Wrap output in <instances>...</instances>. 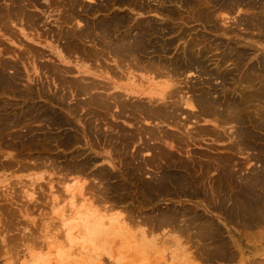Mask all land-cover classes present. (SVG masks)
<instances>
[{"label": "rangeland", "instance_id": "1", "mask_svg": "<svg viewBox=\"0 0 264 264\" xmlns=\"http://www.w3.org/2000/svg\"><path fill=\"white\" fill-rule=\"evenodd\" d=\"M263 92V0H0V264H264Z\"/></svg>", "mask_w": 264, "mask_h": 264}, {"label": "bare ground", "instance_id": "2", "mask_svg": "<svg viewBox=\"0 0 264 264\" xmlns=\"http://www.w3.org/2000/svg\"><path fill=\"white\" fill-rule=\"evenodd\" d=\"M175 1H176V0H175ZM263 1H264V0H263ZM32 2H33V1H32ZM141 2H142V0H141ZM147 2H148V1H147ZM179 2H180V0H179ZM209 2H210V1H209ZM112 3H113V2H112ZM114 3H115V2H114ZM175 3H177V2H175ZM196 3H197V2H196ZM236 4H237V3H236ZM184 5H185V4H184ZM204 6H205V5H204ZM215 6H216V5H215ZM161 7H162V6H161ZM213 7H214V6H213ZM18 8H19V7H18ZM223 8H224V7H223ZM195 10H196V9H195ZM217 10H218V9H217ZM14 11H15V10H14ZM107 11H108V10H107ZM193 11H194V10H193ZM206 11L208 12L209 9L206 10ZM214 11H215V10H214ZM150 13H151V12H150ZM178 13H179V12H178ZM211 13H212V12H211ZM9 14H10V13H9ZM213 14H214V13H213ZM161 15H162V14H161ZM214 15H215V14H214ZM215 16H216V15H215ZM215 16H214V17H215ZM167 17H168V16H167ZM192 17H193V16H192ZM169 18H170V17H169ZM137 22H138V21H137ZM111 23H112V22H111ZM217 23H218V22H217ZM136 24H137V23H136ZM102 25H103V24H102ZM131 25H132V24H131ZM4 26H5V25H4ZM89 26H90V25H89ZM94 26H95V25H94ZM131 27H132V26H131ZM209 27H210V26H209ZM117 28H118V27H117ZM204 28H205V27H204ZM96 29H97V28H96ZM210 29H211V28H210ZM87 30H88V29H87ZM160 30H161V29H160ZM203 30H204V29H203ZM94 31H97V30H94ZM121 31H123V30H121ZM129 31H130V30H129ZM162 31H163V30H162ZM172 31H173V30H172ZM91 32H92V31H91ZM124 32H125V31H124ZM142 32H143V31H142ZM86 33H87V32H86ZM92 33H93V32H92ZM119 33H120V32H119ZM159 33H161V32H159ZM123 34H124V33H123ZM128 34H129V33H128ZM101 35H102V34H101ZM106 35H107V34H106ZM111 35H112V34H111ZM83 36H86V35H83ZM103 37H104V34H103ZM105 37H106V36H105ZM108 37H109V36H108ZM131 37H132V36H131ZM109 38H110V37H109ZM98 39H99V38H98ZM102 39H103V38H102ZM104 39H106V38H104ZM133 39H134V38H133ZM146 39H147V38H146ZM197 39H198V38H197ZM108 40H109V39H108ZM69 41H70V40H69ZM102 41H103V40H102ZM105 41H106V40H104V42H105ZM136 41H137V40H136ZM147 41H148V40H147ZM193 41H194V40H193ZM193 41H192V42H193ZM107 42H108V41H107ZM109 42H110L109 44H111V41H109ZM154 42H155V40H154ZM160 42H161V41H160ZM160 42H159V43H160ZM115 43H116V42H115ZM124 43H125V42H124ZM112 44H113V43H112ZM156 44H157V43H156ZM185 44H186V43H185ZM113 45H114V44H113ZM116 45H118V43H117ZM78 46H79V45H78ZM99 46H100V45H99ZM121 46H122V44H121ZM161 46H162V45H161ZM161 46H160V47H161ZM108 47H110V46H107V48H108ZM154 47H155V46H154ZM100 48H101V47H100ZM158 48H159V47H158ZM166 48H167V47H166ZM170 48H171V47H170ZM183 48H184V47H183ZM104 49H106V48H104ZM125 49H126V48H125ZM125 49H123V50H125ZM131 49H132V48H131ZM102 50H103V49H102ZM148 50H149V49H148ZM192 50H193V49H192ZM200 50H201V49H200ZM99 51H100V50H99ZM108 51L110 52V50H108ZM121 51H122V50H121ZM121 51H120V52H121ZM187 51H188V50H187ZM235 51H236V50H235ZM100 52H102V51H100ZM115 52H117V51H115ZM130 52H131V50H130ZM130 52H129V53H130ZM197 52H198V50H197ZM107 53H108V52H107ZM117 53H119V52H117ZM124 53H125V52H124ZM132 53H133V52H132ZM147 53H148V52H147ZM120 54H121V53H120ZM120 54H119V55H120ZM122 54H123V53H122ZM130 54H131V53H130ZM145 54H146V53H145ZM162 54H163V53H162ZM167 54H168V53H167ZM178 54H180V53H178ZM181 54H182V53H181ZM100 55H102V54H100ZM100 55H99V57H100ZM115 55H116V54L114 53V56H115ZM125 55H126V54H125ZM127 55H128V54H127ZM127 55H126V56H127ZM134 55H136V54H134ZM163 55H164V54H163ZM163 55H162V56H163ZM182 55H183V54H182ZM182 55H181V56H182ZM97 56H98V55H97ZM109 56H110V55H109ZM132 56H133V55H132ZM149 56H150V55H149ZM196 56H197V54H196ZM102 57H103V56H102ZM107 57H108V56H107ZM111 57H112V56H111ZM147 57H148V56H147ZM177 57H179V56H177ZM105 58H106V57H105ZM131 58H132V57H131ZM138 58H139V57H138ZM148 58H149V57H148ZM151 58H153V57H151ZM158 58H159V57H158ZM166 58H167V57H166ZM204 58H205V57H204ZM102 59H103V58H102ZM136 59H137V58H136ZM139 59H140V58H139ZM146 59H147V58H146ZM164 59H165V58H164ZM164 59H163V60H164ZM173 59H174V58H173ZM184 59H185V58H184ZM99 60H100V59H99ZM152 60H153V59H152ZM182 60H183V59H182ZM104 61H105V60H104ZM140 61H141V60H140ZM157 61H158V60H157ZM157 61H156V62H157ZM159 61H160V60H159ZM262 61H263V60H262ZM224 62H225V61H224ZM130 63H131V62H130ZM134 63H136V62H134ZM147 63H148V61H147ZM147 63H146V64H147ZM100 64H101V63H100ZM119 64H121V63H119ZM138 64H140V63H138ZM141 64H143V63H141ZM144 64H145V62H144ZM181 64H182V63H181ZM181 64H180V65H181ZM104 65H106V63H105ZM121 65H122V64H121ZM121 65H120V66H121ZM135 65L137 66V64H135ZM177 65H178V64H177ZM200 65H201V64H200ZM122 66H123V65H122ZM122 66H121V67H122ZM126 66H127V65H126ZM131 66H132V65H131ZM138 66H139V65H138ZM141 66H142V65H141ZM182 66H183V65H182ZM198 66H199V65H198ZM202 66H203V65H202ZM104 67H106V66H104ZM173 67H174V66H173ZM173 67H172V68H173ZM179 67H180V66H179ZM106 68H107V67H106ZM163 68H164V67H163ZM169 68H170V67H169ZM181 68H182V67H181ZM192 68H193V67H192ZM167 69H168V68H167ZM167 69H166V70H167ZM179 69H180V68H179ZM200 69H201V68H200ZM104 70H105V69H104ZM107 70H108V69H107ZM110 70H111V69H110ZM147 70H149V69L147 68ZM166 70H165V72H166ZM184 70H185V69H184ZM251 70H252V69H251ZM108 71H109V70H108ZM114 71H115V70H114ZM134 71H137V70H134ZM138 71H139V70H138ZM160 71H161V70H160ZM172 71H173V70H172ZM176 71H177V70H176ZM188 71H189V70H188ZM190 71H191V70H190ZM190 71H189V73H190ZM129 72H130V71H129ZM156 72H157V71H156ZM156 72H155V73H156ZM168 72H170V71H168ZM168 72H166V73H168ZM179 72L181 73V70H180ZM208 72H209V71H208ZM109 73H110V72H109ZM119 73H120V72H119ZM121 73H122V72H121ZM123 73H124V72H123ZM131 73H132V72H131ZM145 73H146V72H145ZM147 73H148V72H147ZM187 73H188V72H187ZM113 74H116V72L113 73ZM159 74H160V73H159ZM159 74H158V72H157V75H159ZM181 74H182V73H181ZM107 75H108V74H107ZM118 75H119V74H118ZM118 75H116V76H118ZM149 75H150V73H149ZM160 75H161V74H160ZM170 75H171V72H170L169 74H167L166 76H167V77H170ZM175 75H176V74H175ZM212 75H213V74H212ZM120 76L122 77V74H120ZM153 76H154V75H153ZM155 76H156V75H155ZM209 76L211 77V75H209ZM220 76H221V75H220ZM223 76H224V75H223ZM118 77H119V76H118ZM132 77H133V76H132ZM156 77H157V76H156ZM159 77H161V76H159ZM162 77H163V76H162ZM164 77H165V76H164ZM173 77H175V76H173ZM173 77H172V78H173ZM180 77H181V76H180ZM252 77H253V76H252ZM176 78H178V77H176ZM176 78H175V79H176ZM214 78H215V77H214ZM131 79H132V78H131ZM175 79H174V80H175ZM221 81H222V80H221ZM72 82H73V81H72ZM179 82H180V81H179ZM62 83H64V82H62ZM68 83H69V82H68ZM78 84H79V83H78ZM140 84H141V83H140ZM165 84H166V83H165ZM250 84H251V83H250ZM64 85H65V84H64ZM93 85H94V84H93ZM97 85H99V84H97ZM100 85H101V84H100ZM166 85H168V84H166ZM66 86H67V85H66ZM75 86H76V85H75ZM91 86H92V85H91ZM104 86H105V85H104ZM126 86H127V85H126ZM168 86H169V85H168ZM181 86H182V85H181ZM183 86H184V85H183ZM92 87H93V86H92ZM92 87H91V88H92ZM95 87H97V86H94V88H95ZM101 87H102V86H101ZM131 87H132V86H131ZM163 87H164V86H163ZM166 87H167V86H166ZM75 88H76V87H75ZM86 88H87V87H85V89H86ZM180 88H181V87H180ZM184 88H185V87H184ZM190 88H192V87H190ZM193 88H194V87H193ZM71 89H72V88H71ZM79 89H80V88H79ZM81 89H82V88H81ZM88 89H89V88H88ZM100 89H101V88H100ZM106 89H108V87H107ZM75 90H76V89H75ZM104 90H105V88H104ZM136 90H137V89H135V91H136ZM165 90H166V89H165ZM179 90H180V89H179ZM185 90H186V88H185ZM73 91H74V90H73ZM82 91H83V90H82ZM82 91H81V92H82ZM84 91H85V90H84ZM160 91H161V89H160ZM162 91H163V89H162ZM177 91H178V90H177ZM183 91H184V89H183ZM181 92H182V91H181ZM76 93H77V92H76ZM99 93H101V92H99ZM152 93H153V92H152ZM161 93H162V92H161ZM182 93H183V92H182ZM263 93H264V92H263ZM84 94H85V93H83V95H84ZM87 94H89V91L87 92ZM90 94H91V92H90ZM97 94H98V93H97ZM121 94H124V93H121ZM128 94H129V93H128ZM143 94H144V92H143ZM195 94H196V93H195ZM200 94H201V93H200ZM63 95H64V94H63ZM68 95H69V94H68ZM103 95H104V94H103ZM115 95H116V94H115ZM170 95L173 96L174 93H173V94L170 93ZM201 95H202V94H201ZM208 95H209V94H208ZM88 96H89V95H88ZM105 96H106V95H105ZM108 96H109V95H108ZM110 96H111V95H110ZM125 96H126V95H125ZM172 96H171V97H172ZM103 97H104V96H103ZM117 97H119V95H118ZM126 97H127V96H126ZM175 97H176V95H175ZM185 97H186V96H185ZM199 97H200V96H199ZM202 97H203V96H202ZM101 98H102V97H101ZM120 98H122V95H121V97H119V99H120ZM133 98H134V97H133ZM148 98H149V97H148ZM169 98H170V97H169ZM182 98H183V97H182ZM182 98L180 99L181 101L183 100ZM203 98H204V97H203ZM214 98H215V97H214ZM99 99H100V98H99ZM114 99H115V98H114ZM150 99H151V97H150ZM152 99H153V98H152ZM154 99H155V98H154ZM163 99H164V98H163ZM178 99H179V98H178ZM197 99H198V96H197ZM205 99H206V98H205ZM250 99H251V98H250ZM100 100H102V99H100ZM100 100H99V101H100ZM105 100H106V99H105ZM116 100H117V99H116ZM157 100H159V99H157ZM209 100H210V98H209ZM252 100H253V99H252ZM92 101H93V100H92ZM96 101H98V99H97ZM96 101H95V102H96ZM102 101H104V98H103ZM102 101H100L101 104H102ZM107 101H109V100H107ZM111 101H112V100H111ZM111 101H110V102H111ZM119 101H120V100H119ZM136 101H137V100H136ZM164 101H165V100H164ZM192 101H193V100H191V103H192ZM199 101H200V100H199ZM86 102H87V101H86ZM113 102H115V100H114ZM122 102H123V101H122ZM124 102H125V101H124ZM124 102H123V103H124ZM132 102H133V101H132ZM159 102H160V101H159ZM174 102H176V101H174ZM177 102H178V100H177ZM210 102H211V101H210ZM84 103H85V102H84ZM92 103H93V102H92ZM130 103H131V102H130ZM147 103H148V102H147ZM187 103H188V102H187ZM189 103H190V102H189ZM191 103H190V104H191ZM196 103H197V102H196ZM99 104H100V103H99ZM103 104H104V102H103ZM108 104H109V103H108ZM111 104H112V103H111ZM111 104H110V105H111ZM113 104H114V103H113ZM115 104H117V102H116ZM115 104H114V105H115ZM121 104H122V103H121ZM133 104H134V103H133ZM155 104H156V103H155ZM193 104H194V103H193ZM193 104H192V105H193ZM218 104H219V103H218ZM87 105H89V103H87ZM105 105H106V103H105ZM105 105H104V106H105ZM122 105H123V104H122ZM126 105H127V104H126ZM129 105H130V104H129ZM135 105H136V104H135ZM152 105H153V104H152ZM197 105H198V103H197ZM211 105H212V104H211ZM214 105H216V104H214ZM117 106H118V105H117ZM137 106H139V105H137ZM137 106H136V107H137ZM150 106H151V105H150ZM157 106H158V105H157ZM162 106H163V105H162ZM187 106H188V104H186V107H187ZM193 106H194V105H193ZM193 106H192V108H193ZM198 106H199V105H198ZM207 106H209V105H207ZM230 106H231V105H230ZM232 106H233V105H232ZM244 106H245V105H244ZM247 106H248V105H247ZM111 107H112V106H111ZM121 107H122V106H121ZM136 107H135V108H136ZM145 107H146V106H145ZM154 107H155V106H154ZM170 107H171V106H170ZM196 107H197V106H196ZM218 107H219V106H218ZM218 107H217V108H218ZM227 107H229V106H227ZM245 107H246V106H245ZM83 108H84V106H83ZM87 108H88V107H87ZM95 108H96V107H95ZM105 108H107V106H105ZM125 108H126V107H125ZM130 108H131V107H130ZM139 108H140V107H139ZM151 108H152V107H150V109H151ZM214 108H215V107H214ZM222 108H223V107H222ZM232 108H234V107H232ZM232 108H231V109H232ZM91 109H92V108H91ZM141 109H142V108H141ZM153 109H154V108H153ZM163 109H164V108H163ZM219 109H220V108H219ZM224 109H225V108H224ZM227 109H228V108H227ZM229 109H230V108H229ZM40 110H41V109H40ZM100 110H101V109H100ZM135 110H136V109H135ZM212 110H213V108H212ZM216 110H217V109H216ZM216 110H215V111H216ZM250 110H251V109H250ZM97 111H98V110H97ZM97 111H96V112H97ZM105 111L107 112L108 109L105 110ZM147 111H148V109H147ZM203 111H204V110H203ZM213 111H214V110H213ZM217 111H219V110H217ZM161 112H162V111H161ZM184 112H185V111H184ZM187 112H188V111H187ZM220 112H221V111H220ZM222 112H223V111H222ZM230 112H231V111H230ZM243 112H244V111H243ZM44 113H45V112H44ZM101 113H102V112H101ZM104 113H105V112H104ZM121 113H122V112H121ZM151 113H152V112H151ZM158 113H159V112H158ZM179 113H180V111H179ZM232 113H233V112H232ZM248 113H249V112H248ZM37 114H38V113H37ZM39 114H40V113H39ZM110 114H111V113H110ZM110 114H108V115H110ZM122 114H124V113H122ZM122 114H121V115H122ZM138 114H140V113H138ZM156 114H157V113H156ZM159 114H160V113H159ZM162 114H163V113H162ZM167 114H168V113H167ZM167 114H166V115H167ZM221 114H222V113H221ZM254 114H255V113H254ZM41 115H42V114H41ZM47 115H48V114H47ZM50 115H51V114H50ZM54 115H55V114H54ZM94 115H95V114H94ZM150 115H151V114H150ZM191 115H192V114H191ZM196 115H197V114H196ZM212 115H214V113H213ZM215 115H217V114H215ZM245 115H246V114H245ZM113 116H114V115H113ZM146 116H147V114H146ZM155 116H157V115H155ZM167 116H168V115H167ZM169 116H171V115H169ZM102 117H103V116H102ZM152 117H154V116H152ZM162 117H163V116H162ZM211 117L213 118V116H211ZM211 117H209V118H211ZM159 118H160V117H159ZM172 118H173V117H172ZM189 118H191V117H189ZM238 118H239V117H238ZM256 118H257V117H256ZM94 119H95V118H94ZM135 119H136V118H135ZM234 119H235V118H234ZM222 120H223V119H222ZM103 121H104V120H103ZM238 121H239V120H238ZM238 121H237V122H238ZM39 122H40V121H39ZM174 122H175V121H174ZM235 122H236V121H235ZM58 123H59V122H58ZM231 123H232V122H231ZM233 123H234V122H233ZM47 124H48V123H47ZM169 124H170V123H169ZM218 124H219V123H218ZM106 125H107V124H106ZM221 125H222V124H221ZM134 126H135V125H134ZM110 127H111V126H110ZM108 129H109V128H108ZM236 130H237V129H236ZM240 131H241V130H240ZM236 132H237V131H236ZM34 133H35V132H34ZM112 133H113V132H112ZM49 135H50V134H49ZM238 135H239V134H238ZM50 136H51V135H50ZM72 136H73V135H72ZM160 136H161V135H160ZM236 136H237V135H236ZM141 138H142V137H141ZM240 138H241V137H240ZM240 138H239V139H240ZM252 138H253V137H252ZM108 139H109V138H108ZM108 139H107V140H108ZM112 139H113V138H112ZM45 140H46V139H45ZM114 142H115V141H114ZM49 144H50V143H49ZM158 157H159V156H158ZM38 159H39V158H38ZM173 174H174V173H173ZM148 193H149V192H148ZM100 199H101V198H100ZM100 199H99V200H100ZM251 211H252V210H251ZM253 212H254V210H253ZM163 215H164V214H163ZM131 219H132V218H131ZM150 219H151V218H150ZM178 222H179V221H178ZM181 229H182V228H181ZM201 233H202V232H201Z\"/></svg>", "mask_w": 264, "mask_h": 264}]
</instances>
